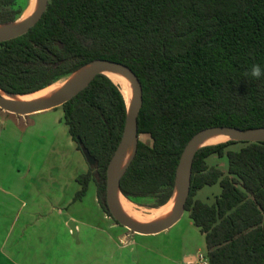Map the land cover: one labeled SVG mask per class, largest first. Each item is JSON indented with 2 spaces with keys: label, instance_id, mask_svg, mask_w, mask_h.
Masks as SVG:
<instances>
[{
  "label": "trees",
  "instance_id": "1",
  "mask_svg": "<svg viewBox=\"0 0 264 264\" xmlns=\"http://www.w3.org/2000/svg\"><path fill=\"white\" fill-rule=\"evenodd\" d=\"M17 1L0 0V25L20 18ZM97 60L127 66L142 86L136 151L119 180L130 202H169L181 154L198 132L264 128V77L245 76L253 64L264 68V0H48L35 26L0 43V89L34 94ZM60 108L77 150L95 160L76 179L74 199L93 182L111 218L106 169L123 134L125 100L98 75ZM210 157L225 158L226 170L209 166ZM216 185L217 196L196 199ZM185 212L204 237L207 264H264V142L197 150Z\"/></svg>",
  "mask_w": 264,
  "mask_h": 264
},
{
  "label": "crops",
  "instance_id": "2",
  "mask_svg": "<svg viewBox=\"0 0 264 264\" xmlns=\"http://www.w3.org/2000/svg\"><path fill=\"white\" fill-rule=\"evenodd\" d=\"M2 114L0 122L8 119ZM39 118L31 122L29 129V137L36 143L32 144L31 154L11 149L12 145L17 148L20 141L12 129L3 136L0 133V144L8 150L3 157L0 155V264H197L194 255L173 257L163 244L150 245L146 241L149 236L134 234L117 225L102 212L93 182L87 189L91 190V197L75 200L81 189L76 179L88 172V164L68 134L63 111L53 120L54 128L44 131H40L42 126L50 124ZM46 135L51 141L49 147L58 135L64 138L75 152L80 170L69 169L68 173L49 170L52 176L38 177L44 167L33 166L30 160L40 150ZM9 174L13 181L9 180ZM56 174L65 178L62 184ZM34 182L40 185L35 187Z\"/></svg>",
  "mask_w": 264,
  "mask_h": 264
},
{
  "label": "water",
  "instance_id": "3",
  "mask_svg": "<svg viewBox=\"0 0 264 264\" xmlns=\"http://www.w3.org/2000/svg\"><path fill=\"white\" fill-rule=\"evenodd\" d=\"M47 3L48 0H38L37 7L34 13L25 22L0 33V43L13 40L15 38H18L26 34L41 19L47 7ZM14 23L15 22L10 24H2L0 26L12 25ZM81 70H83V72L80 75V77L72 81V83L69 86L57 92L48 100L40 104L31 105V106H20L16 104H11L8 101H6L2 97V95H0V110L12 115H17L22 117L30 116L42 112H47L62 107L65 103L73 99L83 89H85L96 76L98 75L105 76L103 74L104 71L113 70L126 75L130 79L132 86L134 88V97L133 99L129 100V105L125 101L127 115H126L123 134L114 155L112 156L111 160L107 165L106 204L108 211L111 215V218L120 226L124 227L125 229H127L128 231L134 234L142 235V236L157 235L174 226L182 218L183 214L185 213V204L187 202L190 192L193 157L196 151L202 148L198 146L204 138L210 135L221 134V135L230 136L232 139H230L229 141L247 142V143L264 142V128L254 129V130H241L232 127H213L198 132L190 139V141L185 146L176 169L173 194L170 198V200L174 198V204L170 218L165 223L160 225L148 226V225H141L134 223L120 215L116 204V197L117 194H121L119 190V180L122 177L123 173L125 172L126 168L128 167L129 163L131 162L132 158L134 157L136 151V145L138 141L137 118L143 102L141 83L130 68H128L123 64L107 61V60L93 61L87 64L86 66L82 67L81 69L69 74L66 77H70ZM0 92L8 94L2 91L1 89ZM8 95H12V94H8ZM12 96H26V95H12ZM133 135L135 136V147L133 154L130 160L128 161L127 165L123 169V171L120 173L118 177L115 178L114 176L115 164L119 159V157L121 156V154L126 150ZM85 157L88 165L91 166L95 165L94 158L90 157L87 154L85 155Z\"/></svg>",
  "mask_w": 264,
  "mask_h": 264
},
{
  "label": "rangeland",
  "instance_id": "4",
  "mask_svg": "<svg viewBox=\"0 0 264 264\" xmlns=\"http://www.w3.org/2000/svg\"><path fill=\"white\" fill-rule=\"evenodd\" d=\"M30 2L31 0H18L16 3V7L21 8L24 11L27 9ZM61 112L62 109L59 107L55 110H51L50 112H46L45 114H42L41 116H39L40 118L36 117L39 119H44L48 122V125L50 124L49 127L42 126V129H40V131H42L43 129L54 128V126H52L53 120L55 119L57 114L58 113L60 114ZM0 113L1 114L5 113L2 115L8 117V119H3L0 122V133L2 134V136L5 134L4 133L5 131H9L11 129L13 130V132H15L14 136L16 137L18 135L20 136V138H18V141L19 140L20 141L18 142V144H16L17 148H15V145H12L11 149L18 151V153L24 151L29 153L30 149L32 148V144L34 146L36 145L35 142H32L33 138H31V136L29 137V129L31 127V122L34 121L36 118H34V116L32 115L24 116V117L12 115L2 110H0ZM17 121L20 122L18 123ZM40 131L36 133H39ZM13 132H10L11 135H13ZM36 136H34V138ZM139 139L145 143L150 142L149 139L144 136H141ZM1 142L2 141L0 139V143ZM50 143L51 141L49 140V137L46 135L44 140H42L40 143V150L36 152L35 155L32 156V159L30 160V163L33 166L44 167V169L42 170L41 174L38 177L44 178V177L52 176L51 173H49V170L53 173H64V172L68 173L69 169L70 172L80 170L79 169L80 166L78 165L77 162L78 158H76V154L72 150V148L71 147L69 148L66 145L64 138L59 137L58 135L56 142H54V144L49 147ZM240 147L241 145L238 144L233 147H230V149L238 150ZM32 151L33 149L31 150V152ZM5 152H8L7 148L5 146H1L0 144V155L2 157ZM226 163L227 161L225 158L218 159L216 157H210L207 160V164L209 166H217L224 171L227 168ZM22 165L24 166L23 163ZM88 170H89V166H88ZM56 176H59V174H56ZM9 180L13 181L11 174H9ZM4 181H8V178L5 179ZM58 181H60L58 182L59 184H62L65 181V178L59 176ZM38 184L40 185V183L34 182L35 187ZM49 184L51 183H48L46 185ZM45 188H47V186H45ZM90 191L89 190L87 191V193L84 196L85 198L91 197L92 193ZM219 193H220V188L218 185L213 187H205L202 190L198 191L196 195V199L200 201H205L207 198H209L211 200L214 196H217ZM153 202L154 200L152 199H142V200H138L137 202L134 201L131 203L133 204L134 209L138 212L140 217L142 216L141 217L142 219H148V217L151 216L152 211L158 209V208L157 209L151 208ZM146 241L150 245L152 244V245L162 246L163 244V246H165V249H167L173 257L186 253L188 255H194L195 261L196 258L197 260H199L200 256L203 257V260H206L207 251H206L204 237L203 235L200 234L199 230L193 225L188 212H185L182 218L174 226H172L171 228L160 234H157V236H149L148 238H146ZM198 262L199 261H197V264H203L202 262L201 263Z\"/></svg>",
  "mask_w": 264,
  "mask_h": 264
},
{
  "label": "bare ground",
  "instance_id": "5",
  "mask_svg": "<svg viewBox=\"0 0 264 264\" xmlns=\"http://www.w3.org/2000/svg\"><path fill=\"white\" fill-rule=\"evenodd\" d=\"M37 3L38 0H31L27 9L24 10L20 18L17 21H15L14 24L0 26V33L25 22L34 13L37 7ZM82 72L83 70L75 73L70 77H66L65 79L60 80L59 82L34 94H30L26 96H12L0 92V95H2V97L11 104H16L20 106H31V105L40 104L48 100L57 92L69 86L72 83V81L80 77ZM103 74L119 88L124 100L129 105V100L133 99L134 97V88L132 86L130 79L126 75L113 70L104 71ZM230 139L232 138L226 135H221V134L210 135L204 138L198 147L216 145L219 143H224L226 141H229ZM134 147H135V136L133 135L126 150L121 154V156L119 157V159L115 164L114 167L115 178L120 175V173L127 165L128 161L130 160L133 154ZM116 204L118 207V211L122 217L137 224L152 226V225L163 224L170 218L173 209L174 198L170 200V202L165 206L160 207L157 210H153L151 216H149L148 219H142L141 218L142 216L140 217L138 212L134 209L133 204L130 201H128L125 197H123L121 194H117Z\"/></svg>",
  "mask_w": 264,
  "mask_h": 264
},
{
  "label": "clouds",
  "instance_id": "6",
  "mask_svg": "<svg viewBox=\"0 0 264 264\" xmlns=\"http://www.w3.org/2000/svg\"><path fill=\"white\" fill-rule=\"evenodd\" d=\"M245 76H250L253 79H261L264 77V68L259 64H253L250 70L245 73Z\"/></svg>",
  "mask_w": 264,
  "mask_h": 264
},
{
  "label": "built area",
  "instance_id": "7",
  "mask_svg": "<svg viewBox=\"0 0 264 264\" xmlns=\"http://www.w3.org/2000/svg\"><path fill=\"white\" fill-rule=\"evenodd\" d=\"M196 261H199V263H203V264H207V260H203V257H199V260H197V258H196Z\"/></svg>",
  "mask_w": 264,
  "mask_h": 264
}]
</instances>
